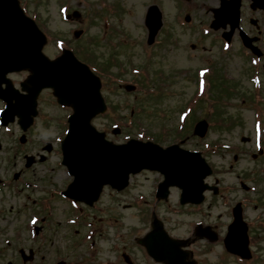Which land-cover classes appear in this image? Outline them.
Masks as SVG:
<instances>
[{
	"label": "rangeland",
	"instance_id": "rangeland-1",
	"mask_svg": "<svg viewBox=\"0 0 264 264\" xmlns=\"http://www.w3.org/2000/svg\"><path fill=\"white\" fill-rule=\"evenodd\" d=\"M101 1L87 0L90 5L77 3L76 0L69 1L70 10L79 11L84 18L82 25H85L86 31L80 37H75L73 33L80 26V21L75 23L65 19L68 10L63 4L65 1H22L26 12L43 22L41 26L44 25L43 29L48 36L43 49L50 58L59 55L63 44L69 43L84 61H99L97 67L101 73L111 62L109 59L104 64L102 60L106 57H116L123 62L121 65H125L127 71L123 73L117 67L110 68L111 72L118 71L120 76L116 83L105 85L103 94L110 108L106 113L96 116L92 120L93 125L104 131L107 138L115 143H123L130 137L139 138L138 134L144 133L154 141H161L163 146L176 142L185 148L199 150L209 163L223 170L220 172L224 190L230 188L226 184L235 183L238 174L248 175L251 168L257 167L259 160L245 155L237 161L236 171L231 172L229 166L232 153L227 150L218 155L211 151L217 140L224 144L239 143L245 150H254L253 126L256 118L252 101L243 105L240 95L237 97L225 93L224 98L231 100L220 99L216 102L223 117L212 116L208 108L199 105L187 120V128L182 130L181 127L182 108L197 92L195 74L199 68L211 65L215 69L217 66L222 76L225 71L233 78L229 83L232 86H238L240 91L243 87L251 88L248 80L250 74L246 72L244 64L239 66L241 61L236 53L223 55L219 47L210 42V36L195 45L197 33L177 24L184 14L176 0H103V4H113V9L107 13L106 10L102 13ZM155 3L163 10L164 25L156 42L148 46V29L144 19L148 6ZM197 9L203 11L202 7ZM105 13L114 16L106 15L103 18ZM115 27L124 30L118 33L120 36L112 33L113 29L117 32ZM113 42L118 44L114 45ZM99 63H103L104 67ZM213 63L218 65L213 66ZM148 65L151 72L158 69L157 72L163 73L164 76L160 77L164 81V85L160 86L162 91L156 95H151L147 90L127 92L121 85L130 82L135 74L134 68H147ZM28 75L29 71H21L9 77L15 86L20 87ZM216 92L213 97H218L219 92ZM219 97L222 98V95ZM228 101L233 106L222 105ZM192 104L193 101L187 106ZM4 105V101L0 100V111ZM71 111V107L57 103L52 89H44L38 97V114L26 132L25 143L19 140L22 130L17 121L7 126L0 124V264H22L18 254L16 256L14 253L21 246L25 247L26 254L30 248L34 250V256L28 264H56L64 260L63 257L68 258L67 255L72 264H127L122 258L123 253H129L135 264H163L149 258L144 246L138 242L139 238L152 230L155 215L170 236L192 241L188 248L200 261L199 264H240L232 257L223 260L222 256H226L223 244L208 245V240L198 237L194 230L198 223L210 224L225 234L230 218L229 199L233 194L230 190H225L226 198L214 196L212 191H208L206 199L198 206L180 204V190L175 187L170 189L166 199L157 200L155 192L161 176L145 171L132 175L128 187L120 193L105 187L94 207L59 198V192L57 195L54 192L56 197L51 202L53 206L48 217L35 214L36 211L43 212V197H48L53 189H64L72 180L67 168L61 164L60 148ZM201 119L212 124L204 139L194 134V126ZM217 120L220 124L215 122ZM115 125L121 128L117 134L112 133ZM242 136L250 140L242 142ZM47 143L51 144L49 151L43 149ZM26 155H34L36 158L30 168L25 167ZM17 172L22 173V176L14 182V174ZM216 177L214 173L207 181L214 184ZM25 180L30 181L29 187L25 186ZM26 204L28 207H25ZM73 204L83 207L81 213L75 212ZM41 218L45 222L41 223ZM19 231H23L24 240L17 239ZM260 234L264 236V232L254 233L255 236ZM76 240H83L78 248L74 244ZM260 244L255 245L257 254L249 264H264V241Z\"/></svg>",
	"mask_w": 264,
	"mask_h": 264
},
{
	"label": "water",
	"instance_id": "water-1",
	"mask_svg": "<svg viewBox=\"0 0 264 264\" xmlns=\"http://www.w3.org/2000/svg\"><path fill=\"white\" fill-rule=\"evenodd\" d=\"M147 24L150 39H153L161 24L157 7L150 8ZM44 43V35L34 21L25 16L17 0H0V96L5 95L1 89L3 82H7L10 88V95L3 96L10 102L3 123L7 124L17 114L20 124L27 129L32 116L37 113L36 97L43 87H53L60 103L73 105L75 112L69 119L70 128L63 141V151L64 163L76 178L67 193L73 197L82 195L92 202L97 199L103 184L122 188L127 184L130 172L148 167L165 174L159 197H166L168 187L176 184L183 189V202L187 199L201 202L202 192L207 187L203 179L211 169L200 153H175L178 146L162 149L152 142L130 140L127 144L115 145L105 140L104 133L98 132L90 123L92 117L106 109L100 79L71 51L66 50L57 59L49 60L42 53ZM26 68L31 69L32 75L23 83L28 94L21 97L6 74ZM126 88L132 90L134 86L127 85ZM14 98L16 102L13 104ZM206 130L205 121L196 125L195 131L199 135L203 136ZM31 160L32 157L29 163ZM227 241L231 242V239ZM142 243L151 254L165 259L167 264H182L184 254L178 249L180 243L168 237L160 222L154 223V230Z\"/></svg>",
	"mask_w": 264,
	"mask_h": 264
},
{
	"label": "flooded vegetation",
	"instance_id": "flooded-vegetation-1",
	"mask_svg": "<svg viewBox=\"0 0 264 264\" xmlns=\"http://www.w3.org/2000/svg\"><path fill=\"white\" fill-rule=\"evenodd\" d=\"M227 1L228 0L185 1L187 3L186 17H189L187 25L192 26L189 31L192 30V32L197 33L195 45L201 44L205 38L210 36V42L216 47H219L220 51H225L226 49L225 52L230 54L236 53L238 59L241 61L239 66L242 67L244 64L246 66V72L250 74L248 80L251 84V88L250 86L247 88L243 87L242 91H240L239 87L236 86V91L232 94H235L237 97L240 95V101L243 105H248L249 100L257 101V107L263 109L264 104L263 107L259 104L260 101L264 99V0H234L236 3L239 2V23L235 29L232 30L229 40L225 39L223 35L225 31H230L232 29V19H227L226 21L222 20L226 22V27L224 28H212L213 10L221 7L223 3H225V8L234 6V2ZM77 3L84 4L82 1H77ZM196 7H202L203 11L198 10ZM100 9L103 10L102 13H104L105 9L103 7H100ZM220 26H222V24H220ZM201 28L203 29V33L201 32ZM246 35L252 38L250 45L245 44ZM224 46L226 48H223ZM216 74L221 86L223 81L221 71H218L217 66ZM253 75L257 76L254 78L255 83L251 80ZM244 140L245 138L241 137V141L245 142ZM248 140H250V138H248ZM238 154L239 159L245 155L241 149L238 150ZM260 154L261 155L256 154L253 156V159H258L259 162H257V167L250 169L252 174L249 180L246 181L239 177L235 181L236 185H239L241 188V194L239 198L237 195L238 188L236 187L235 191L237 196H233L235 199L232 200L231 204V221L234 217L233 209L236 207L242 209L243 218L248 224L249 245L252 250V255H254V253L257 254L255 245L257 244L260 246V242L264 241V236L261 234L258 236L254 235L255 231L264 232V180H262L264 176V151ZM14 253H16L15 250ZM18 256L20 255L18 254Z\"/></svg>",
	"mask_w": 264,
	"mask_h": 264
}]
</instances>
